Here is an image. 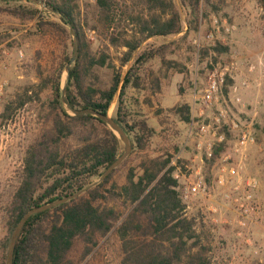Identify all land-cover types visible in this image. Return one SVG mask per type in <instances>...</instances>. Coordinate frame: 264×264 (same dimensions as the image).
Returning <instances> with one entry per match:
<instances>
[{
	"label": "rangeland",
	"instance_id": "rangeland-1",
	"mask_svg": "<svg viewBox=\"0 0 264 264\" xmlns=\"http://www.w3.org/2000/svg\"><path fill=\"white\" fill-rule=\"evenodd\" d=\"M71 1L93 52H108L119 67L126 48L110 43L108 33L97 23L96 0ZM114 2L120 36V30L131 28L130 14L137 15L143 6L139 0ZM38 7L45 10L46 21L39 28L35 20L15 17L6 10L8 5L0 2V261L4 257L5 262L12 233L8 223L10 207L23 178L27 148L49 126L46 115L51 91L46 89L40 98L34 95L20 107H15L13 101L27 87L40 82V73L49 75L64 53L69 52L71 57L74 53L68 24L59 14ZM202 7L204 17L197 31L189 30L184 13L182 32L142 41L138 51L161 47L163 61L161 57L148 61L141 70L144 88H129L128 94L133 104L135 98L139 99L149 123L159 133L151 139L149 148L133 155L114 179L123 183L128 168L147 155L174 154L182 191L197 176L207 183L205 193L183 199L187 214L197 218L203 239L211 246L213 263L264 264V0H209ZM51 21L61 23L65 30L51 27ZM218 43L228 45L229 50L216 53L211 46ZM129 67L130 63L123 67L124 75ZM95 72L101 77L93 78L97 84L109 82L113 75L109 68H96ZM211 72L216 76L223 73L225 81L212 103L206 105L200 97ZM156 76L161 79L159 91L151 86ZM228 78L232 83L225 91ZM117 99L118 94L112 102L111 115ZM183 102L191 105L189 123L180 121L173 111ZM9 103L13 110L4 116ZM222 111L226 114L224 121L214 124ZM203 124L210 126L203 131ZM244 133L249 138L247 157L240 174L232 176L228 169L239 161L236 148L241 147ZM105 240L83 264H122L116 237Z\"/></svg>",
	"mask_w": 264,
	"mask_h": 264
},
{
	"label": "trees",
	"instance_id": "trees-1",
	"mask_svg": "<svg viewBox=\"0 0 264 264\" xmlns=\"http://www.w3.org/2000/svg\"><path fill=\"white\" fill-rule=\"evenodd\" d=\"M58 10L61 20L71 22L77 32L79 52L70 68L67 95L76 109L94 108L107 114L118 94L113 118L125 129L132 142L130 155L107 178L83 194L60 205L32 215L17 240L13 264H83L95 250L114 235L119 242L122 264H214L198 220L187 214L182 186L175 172L178 164L174 154L167 152L145 156L130 166L125 181L114 177L137 153L147 150L159 132L152 126L139 104L129 99L128 89L144 88L141 70L155 57H163L162 48L138 51L142 41L151 36L175 35L184 30L185 13L189 30L197 31L204 17L203 3L209 0H139L143 9L129 16L130 29L117 36L115 0H96L97 23L108 33L110 43L126 48L120 66L108 52H93L91 42L75 18L71 0H45ZM8 10L23 21H34L39 28L45 24V10L26 0H0ZM98 24L96 29L98 28ZM60 30L59 22H50ZM216 53L229 50L228 45L211 46ZM209 53L208 49H203ZM71 54L64 53L52 65L49 75L40 73V82L19 94L15 107H20L50 89L49 126L26 151L21 184L15 191L8 223L11 232L30 208L77 192L97 180L105 169L124 151V144L100 118L92 114L72 115L62 102L61 83ZM163 61V58H162ZM130 63L124 75L123 67ZM96 68H109V82L101 80ZM124 75V76H123ZM231 78L226 81L231 84ZM161 90V79L151 80ZM33 91L34 94L29 93ZM13 110L5 107L4 116ZM180 121L192 120L191 105L180 103L173 108ZM180 163V160H178ZM95 254V252H94ZM0 264H5L4 257ZM85 264H88L86 262Z\"/></svg>",
	"mask_w": 264,
	"mask_h": 264
},
{
	"label": "water",
	"instance_id": "water-1",
	"mask_svg": "<svg viewBox=\"0 0 264 264\" xmlns=\"http://www.w3.org/2000/svg\"><path fill=\"white\" fill-rule=\"evenodd\" d=\"M28 1L34 2L35 4L39 5L40 7L45 8L49 12L61 15V13L58 10L49 6L45 0H28ZM66 22H67V24L70 28V31L72 33V36H73L74 53H73V56L71 57L70 61L67 63V65L64 69L63 76H62V83H61L62 95H61V97H62L63 105H64L65 109L72 115L92 114V115L100 118L102 121H104L107 124V126L123 142L124 151L114 162H112L105 169V171L101 174V176L97 180H95L94 182L89 184L87 187H85V188H83L77 192H74L72 194H69L67 196L61 197L59 199L52 200L49 202H45L41 205L32 207L26 213H24V215L21 217V219L19 220V222L17 223V225L15 226L14 230L11 233L8 248H7L5 264H13L14 251H15V246H16L17 240L21 234V231H22L25 223L27 222V220L32 215L43 212V211L48 210L50 208H53L57 205H60V204L66 202L68 200H71V199L76 198L77 196L83 194L88 189L97 185L98 183L103 181L105 178H107L118 166H120L122 164V162L130 155V153L132 151V142H131L129 135L127 134L125 129L113 118V116L110 113V110L107 114H104L102 112L97 111L94 108H87V109H82V110L76 109L70 104V101H69L68 95H67V81H68L69 75H70V68H71L72 64L77 59L78 52H79V45H78V36H77V32H76L74 25L71 22H68L67 19H66ZM111 107H112V104H111Z\"/></svg>",
	"mask_w": 264,
	"mask_h": 264
},
{
	"label": "built area",
	"instance_id": "built-area-1",
	"mask_svg": "<svg viewBox=\"0 0 264 264\" xmlns=\"http://www.w3.org/2000/svg\"><path fill=\"white\" fill-rule=\"evenodd\" d=\"M229 30V27L227 28ZM225 81L224 75L223 73L219 74V76H216L215 72H211L209 79L207 81V87L205 88L203 94L201 95V99L204 102V104L206 105H210L212 103V101L214 100L215 96L217 95V93L219 92L220 89V85L223 84ZM226 117L225 112H221L218 116H216L214 118V124H220L222 121H224V118ZM210 124H203L201 129L204 131L206 127H209ZM233 127H237V124H235V122H233ZM232 128V126H231ZM215 134V132H214ZM247 138V134L244 133L242 135V138L240 140V148H236V152H238L240 154L239 156V161L235 164H233L229 169L228 172L229 174H231L232 176L238 175L240 174V167L242 168V163L244 161V159L247 157V153H246V145L248 142ZM223 138H219V141H222ZM253 140V139H251ZM210 155H212V153H210ZM175 176L178 177V172L175 173ZM222 176L220 178V182H222ZM255 185V184H254ZM207 183L204 180V178L202 176H197L196 179L192 180L189 182V184L187 185V187L183 188L182 191V197L187 199L190 196H194V195H198L201 193H205L207 191ZM242 206H244L242 204ZM245 211L248 210V208H244Z\"/></svg>",
	"mask_w": 264,
	"mask_h": 264
}]
</instances>
